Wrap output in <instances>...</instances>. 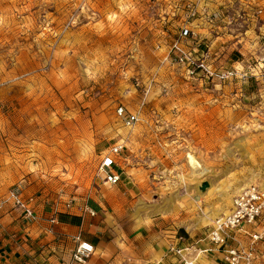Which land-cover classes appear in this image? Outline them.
<instances>
[{
    "label": "rangeland",
    "instance_id": "1",
    "mask_svg": "<svg viewBox=\"0 0 264 264\" xmlns=\"http://www.w3.org/2000/svg\"><path fill=\"white\" fill-rule=\"evenodd\" d=\"M208 2L216 0H0V200L37 181L34 198L58 209L85 193L124 211L123 191L99 172L119 143L123 189L134 192L128 212L142 203L145 218L170 217L186 233L205 231L248 186L264 189V67L255 55L235 48L234 65L217 69L237 77L215 87L155 47L173 20L189 21L187 5ZM227 23L229 36L247 29ZM118 106L137 111L138 123H119Z\"/></svg>",
    "mask_w": 264,
    "mask_h": 264
},
{
    "label": "crops",
    "instance_id": "2",
    "mask_svg": "<svg viewBox=\"0 0 264 264\" xmlns=\"http://www.w3.org/2000/svg\"><path fill=\"white\" fill-rule=\"evenodd\" d=\"M263 2L264 0H216L205 3L206 6L200 9L196 4L194 7L197 12L196 17L187 22L182 18L173 20L172 30L169 29L170 34L162 31L155 47L163 52V59L172 65L174 64L171 54L176 53L174 49L192 54L191 51L194 50L185 45L179 37V30L187 27L200 39L206 38L209 43L207 45L204 42L208 47L207 63L211 68L229 65V62L233 61L230 58L233 57L231 52L235 48L245 57L254 54L258 68H262L264 67ZM208 5L214 9H210ZM213 13L221 15V23L211 18ZM227 18L230 22H237L238 26L246 25L247 29L242 36L241 34L229 36L225 32L226 24L229 25ZM249 32L253 34L256 47L253 49V44L248 51L245 46L251 42L246 36ZM227 40L231 41L225 46L224 44L229 42ZM202 49L205 51L206 47L202 46ZM197 50L195 52L199 56L201 50ZM244 63L242 62V68H246ZM230 65L233 66L234 63ZM260 74L264 76V70ZM118 173L120 181L115 186L119 187L123 191L122 195L126 197L122 200L126 205L124 211L121 208L116 211L117 202L108 195H104L102 201L91 198L86 202L84 199L87 195L83 193L79 195L81 200L74 202L76 205L88 203L97 211L93 218L75 210L66 211L64 208L61 210L49 203L45 204L43 199L40 200L41 196L34 198L38 192L35 188L37 181H32L35 182L33 185L28 182L26 186L20 185L21 189L10 191L0 200V264H74L71 255L77 237L94 246V252L87 264H117L118 260L124 257L139 259L142 264H183V260L189 261L188 264L197 261V264H224L221 255L209 249L204 230L186 233L181 226L177 227L170 217L145 218L148 209L142 203L135 206L138 210L136 215L135 209L133 214L129 213V208H133L135 202L132 199L134 192L132 189H123L128 184L123 183L125 173L120 172V169ZM11 192L17 193L21 202L31 206L32 220L26 219L16 206ZM178 201L180 198L176 196L173 201L166 203L163 207L166 212L163 215L170 212ZM52 219L55 220L54 223L51 222ZM179 237L184 241H178ZM185 247H188V251L182 258L176 254L175 249ZM208 249V252H204Z\"/></svg>",
    "mask_w": 264,
    "mask_h": 264
},
{
    "label": "built area",
    "instance_id": "3",
    "mask_svg": "<svg viewBox=\"0 0 264 264\" xmlns=\"http://www.w3.org/2000/svg\"><path fill=\"white\" fill-rule=\"evenodd\" d=\"M196 15L195 9L191 5H187V19L191 20ZM211 18L215 21L221 19L218 13H213ZM179 37L185 45L190 46V49L194 51L189 54L190 52L182 53L178 49H174L176 53L171 54L172 62L182 65L188 78L198 79L216 87L237 77L238 71L234 68L220 70L210 67L207 63L208 47L204 43V39H200L193 30L187 27L181 28ZM202 46L206 47L205 51ZM197 49L201 50L199 56L195 52ZM115 119L124 127L132 128L138 123L139 115L137 111L131 112L124 106H118L115 109ZM123 148V144H116L101 157L99 172L104 174L105 181L110 185H115L120 181L117 160L120 158ZM11 197L26 219L32 220L31 206L21 202L15 192H11ZM64 210H75L92 218L96 216V211L86 202L76 205L73 201H69L64 205ZM51 222L54 223L55 220L52 219ZM178 241L183 242L184 240L179 237ZM205 241L210 250H215L221 255L224 264H260L263 257L261 248L264 247V189L257 185H250L238 193L232 199L228 213L206 227ZM209 249L204 252H208ZM187 251L188 247L175 249L176 254L182 258L185 257ZM93 252L94 246L91 243L77 237L71 260L74 264H87ZM188 262L183 260V264H188Z\"/></svg>",
    "mask_w": 264,
    "mask_h": 264
},
{
    "label": "bare ground",
    "instance_id": "4",
    "mask_svg": "<svg viewBox=\"0 0 264 264\" xmlns=\"http://www.w3.org/2000/svg\"><path fill=\"white\" fill-rule=\"evenodd\" d=\"M200 183H201V182H200ZM200 183H199V185H200ZM199 185H197V187H196L197 191H198V187H199ZM243 190H244V189H243ZM241 191H242V190H241ZM241 191H240V192H241ZM240 192H238V193H240ZM238 193H237V194H238ZM237 194H236V195H237ZM236 195H235V196H236ZM235 196H234V197H235ZM234 197H233V198H234ZM231 204H232V200H231ZM231 204H230V207H231ZM228 211H229V210H228ZM228 211H227L225 214H223V215H226V214L228 213ZM217 218H218V217H217ZM215 220H216V219H215ZM215 220H214V221H215ZM214 221H213V222H214Z\"/></svg>",
    "mask_w": 264,
    "mask_h": 264
},
{
    "label": "water",
    "instance_id": "5",
    "mask_svg": "<svg viewBox=\"0 0 264 264\" xmlns=\"http://www.w3.org/2000/svg\"><path fill=\"white\" fill-rule=\"evenodd\" d=\"M208 187V183H203L201 190L204 191Z\"/></svg>",
    "mask_w": 264,
    "mask_h": 264
}]
</instances>
